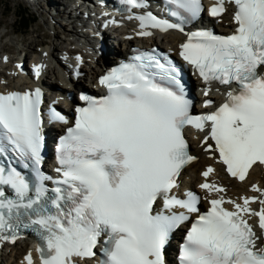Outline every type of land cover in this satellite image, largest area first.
Returning <instances> with one entry per match:
<instances>
[{
	"label": "bare ground",
	"instance_id": "1",
	"mask_svg": "<svg viewBox=\"0 0 264 264\" xmlns=\"http://www.w3.org/2000/svg\"><path fill=\"white\" fill-rule=\"evenodd\" d=\"M24 2L28 3L34 8L37 7L38 4H40L39 2H41L44 4V7L46 6V12L50 11V14L53 9H56L55 12L51 14V19L54 20L55 18L53 17V15L58 13L57 17H59L67 27H70L69 31L64 28L65 31L62 33L66 37H71L73 41H70L69 38H67V40L63 39L64 41H66V45L68 46H65L64 44V47H59V42L62 38L59 37L61 36L60 32H57L53 35L54 40H51L50 46H41L39 49L36 48V50L33 52L31 51L30 47H28L30 51L24 52L23 50H18L17 57L24 53L23 56L24 58L26 57L25 59L27 63H32L35 61L39 62L40 60L44 63V66L46 68H48V65L45 61H54L55 63H57V69L60 71H56L53 68L49 69L46 71V78L48 80L52 78L51 81L54 85V88L56 86L62 93L69 92L73 95L74 93H77V91L84 89L83 86L85 83H92L91 80H93V77L97 73L99 74L100 72H102L104 68H106L105 65L108 62V59L105 56L98 57V55H95L96 52H93V50L92 52H89L90 54H88V52L84 53V51L82 50L84 49L83 46L78 44V39H80L81 37L85 38V36L81 35L80 31L77 28V23H79L80 21L81 13H76V11L73 13L72 10L67 11L66 3L63 0H24ZM228 20V17H225L223 20H221V23L223 25L221 30L224 32H226L227 29H229L231 26L228 23ZM54 22L56 21L54 20ZM126 33L127 32L112 33V31H104V35L108 36V38H111V42L107 40V43H112V48L113 44H117L116 48L113 49V52L115 54L125 55L129 52V47H132L134 45L132 43H134L135 41L127 42L121 38ZM112 34L113 37H111ZM3 37L4 34L0 33V40ZM160 37L162 43H159V45L158 43H156V45L160 48L164 47L165 49L169 50L170 53H174L176 51L177 45L182 41L179 35L171 34L170 32H167ZM141 41L145 46L155 43L154 41H147L142 39L140 40V42ZM1 49L2 45L0 43V50ZM81 51H83L84 54H82ZM76 54H80V59L82 60V65L78 67L81 78L73 79L70 74L73 68L72 65H74L77 61V59H74ZM15 63L16 59L13 60L11 55L6 53L2 54V52L0 53V89L2 91L6 92L11 89L16 90L20 86H29L30 84H32L26 79V77H24L25 72L19 73L15 70ZM25 67L27 68V65ZM59 99H61V96H57V99H55L58 104L57 109H61L59 106ZM68 106L70 107L68 103L63 104L64 108H68ZM188 135L192 146L190 148L193 150V153L198 160L189 164L183 171V174L180 177L181 186L186 185L185 182H188V185L193 187H196L202 182H208L210 185L218 184L222 187H225L224 195H221L220 192H213V186L207 188V195L211 197H221L222 199L232 198L234 195H243L244 197H246L249 194L253 195L255 188L264 189V175H262V173L255 168L251 169L246 179L239 184L231 179L225 178L218 164L214 163L213 160L206 158L205 153L201 151V147L203 146H198L202 135L195 132H189ZM204 166H210L213 169V173L205 179H200L198 176L204 170ZM18 245L19 247L17 248L14 247V243L9 244L8 241L0 239V264H20L21 256L28 253L29 248H26V245ZM9 248H14L12 250L14 252L12 253V257H9V252L11 251V249L8 251Z\"/></svg>",
	"mask_w": 264,
	"mask_h": 264
},
{
	"label": "rangeland",
	"instance_id": "2",
	"mask_svg": "<svg viewBox=\"0 0 264 264\" xmlns=\"http://www.w3.org/2000/svg\"><path fill=\"white\" fill-rule=\"evenodd\" d=\"M39 3L40 4L34 8L28 3H25L24 0H0V33L4 34V37L0 40L2 45L0 53L9 54L12 56L13 60H15L18 50L26 52L31 49L33 52L36 48L39 49L41 46H50L51 40H54L53 35L57 32H60L61 36L59 37L62 38L59 42V47H64V44L68 46L63 39L67 40V38L71 37H66L62 32H64L65 29L69 31L70 27H67L63 21L57 17L58 11L56 12L57 14L53 15L55 18L53 19L56 21L54 22V20L51 19L50 11L46 12V6L44 7V4L41 2ZM55 10L56 9H53L52 11ZM19 14H22L25 16L26 20H28V27L21 28L16 18ZM28 47H30V49ZM14 247L18 248L19 245L16 244ZM10 249L11 248H9L8 251ZM13 249L14 248L9 252V257H12V253H14L12 251Z\"/></svg>",
	"mask_w": 264,
	"mask_h": 264
},
{
	"label": "trees",
	"instance_id": "3",
	"mask_svg": "<svg viewBox=\"0 0 264 264\" xmlns=\"http://www.w3.org/2000/svg\"><path fill=\"white\" fill-rule=\"evenodd\" d=\"M16 18L18 19V23H20L21 28H26L29 26L28 20H26L25 16L22 14L17 15Z\"/></svg>",
	"mask_w": 264,
	"mask_h": 264
}]
</instances>
